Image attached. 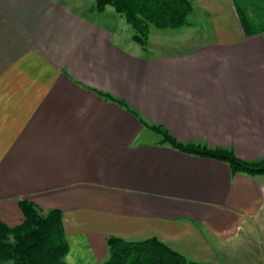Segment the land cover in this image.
<instances>
[{
    "label": "crops",
    "instance_id": "obj_1",
    "mask_svg": "<svg viewBox=\"0 0 264 264\" xmlns=\"http://www.w3.org/2000/svg\"><path fill=\"white\" fill-rule=\"evenodd\" d=\"M71 1L0 0V219L21 224V199L61 210L66 264H102L109 237L255 264L245 254L264 224V176L161 144L144 122L264 158V31L246 35L232 0H196L211 35H190L194 21L142 45Z\"/></svg>",
    "mask_w": 264,
    "mask_h": 264
},
{
    "label": "trees",
    "instance_id": "obj_2",
    "mask_svg": "<svg viewBox=\"0 0 264 264\" xmlns=\"http://www.w3.org/2000/svg\"><path fill=\"white\" fill-rule=\"evenodd\" d=\"M94 2L97 12H104L108 6H112L133 28V40L142 45L148 43L151 25L160 29L189 26L194 23L190 16L196 12V5L192 0ZM232 3L246 35L264 31V0H232ZM255 10L259 12L256 16ZM101 94L137 115L125 101L109 94ZM144 124L161 135V144H168L185 153L227 162L234 174L245 173L253 177L264 174V158L245 160L223 147H209L196 142L184 143L162 125L148 122ZM19 205L24 215L21 224L10 226L0 219V264H66L69 244L62 211H45L28 199L19 200ZM107 244L109 256L102 264H198L158 238L131 241L109 237Z\"/></svg>",
    "mask_w": 264,
    "mask_h": 264
},
{
    "label": "rangeland",
    "instance_id": "obj_3",
    "mask_svg": "<svg viewBox=\"0 0 264 264\" xmlns=\"http://www.w3.org/2000/svg\"><path fill=\"white\" fill-rule=\"evenodd\" d=\"M68 2H71V0H67ZM81 2V0H78ZM194 2V4L196 5V12L195 14H192L190 16V19L192 21H196L197 27L193 30L195 31H191L188 32L190 35L193 36H207V35H211L212 31H211V27L208 24V22L206 20H203V18H197L198 17V12L199 14H207L208 12H206L204 10V6L201 7H197L196 4V0H192ZM212 1L216 2V0H208V2L206 1V6L211 7L212 6ZM74 2H76V0H74ZM84 2L86 3V5L88 4H92L94 5V0H84ZM77 4V3H76ZM241 4V2H239V5ZM243 5V4H242ZM86 10L83 9V12L87 15L93 16L96 20H98L101 23H106V24H111L113 26H117L115 28H117V30L119 31L120 34L123 33V35H129L127 30L130 29V31L134 32L133 28L131 27L130 24H128L125 20L124 17L120 16L112 6H108L107 10L104 11V13H92L90 12V10H88V8H85ZM259 12L255 10V16L256 14H258ZM113 14H117V15H113ZM252 15H254V13L252 12ZM205 16V15H204ZM209 20V19H207ZM258 22V21H256ZM260 22V21H259ZM186 29H190L187 27H178V28H166V29H160L155 27L154 25H151V36H152V45H159V43L156 41L160 40V38H170L172 36H179V35H185V30ZM163 47H155V49H162ZM145 52V51H144ZM264 176V174H263ZM261 225V224H260ZM258 224L257 226V231L254 232L251 237L252 239L249 240V243L252 245L250 251H248L245 254V258L246 259H250L253 260L255 262V264H263L264 263V224H262L260 226Z\"/></svg>",
    "mask_w": 264,
    "mask_h": 264
}]
</instances>
